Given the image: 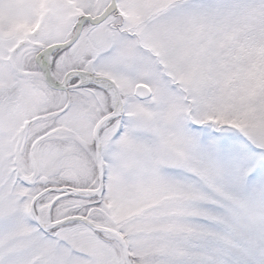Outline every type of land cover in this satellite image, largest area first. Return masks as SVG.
Here are the masks:
<instances>
[{
    "label": "snow or ice",
    "instance_id": "snow-or-ice-1",
    "mask_svg": "<svg viewBox=\"0 0 264 264\" xmlns=\"http://www.w3.org/2000/svg\"><path fill=\"white\" fill-rule=\"evenodd\" d=\"M0 264H264V0H0Z\"/></svg>",
    "mask_w": 264,
    "mask_h": 264
}]
</instances>
